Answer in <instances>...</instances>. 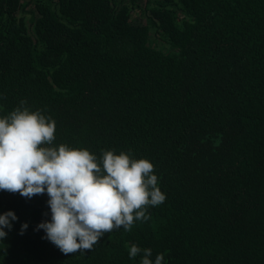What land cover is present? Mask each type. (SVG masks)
<instances>
[{"label": "trees", "instance_id": "trees-1", "mask_svg": "<svg viewBox=\"0 0 264 264\" xmlns=\"http://www.w3.org/2000/svg\"><path fill=\"white\" fill-rule=\"evenodd\" d=\"M21 101L56 146L149 160L166 200L65 255L36 230L47 194L0 190L18 218L0 264H140L133 244L163 264H264V0H0V118Z\"/></svg>", "mask_w": 264, "mask_h": 264}, {"label": "clouds", "instance_id": "clouds-1", "mask_svg": "<svg viewBox=\"0 0 264 264\" xmlns=\"http://www.w3.org/2000/svg\"><path fill=\"white\" fill-rule=\"evenodd\" d=\"M25 103L0 118V190L26 199L47 194L51 219L36 230L42 229V238L63 254L91 251L105 234L121 228L130 232L136 222L150 219L149 208L165 202L149 160L114 150L97 156L64 143L56 146L55 121ZM17 219L13 211L0 214V244ZM27 227L21 226V235ZM6 251L7 246L0 248ZM137 256H142L140 264L164 261V254L153 261L150 248L133 244L129 257Z\"/></svg>", "mask_w": 264, "mask_h": 264}, {"label": "rangeland", "instance_id": "rangeland-1", "mask_svg": "<svg viewBox=\"0 0 264 264\" xmlns=\"http://www.w3.org/2000/svg\"><path fill=\"white\" fill-rule=\"evenodd\" d=\"M151 43H152V45H153L155 48H157L158 50H161L162 47L166 48V47L164 46L165 44L162 43V41L154 40V41H152Z\"/></svg>", "mask_w": 264, "mask_h": 264}]
</instances>
